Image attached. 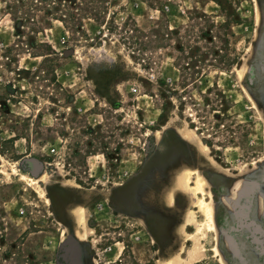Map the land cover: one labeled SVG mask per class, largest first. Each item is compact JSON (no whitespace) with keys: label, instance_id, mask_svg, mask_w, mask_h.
I'll return each instance as SVG.
<instances>
[{"label":"rangeland","instance_id":"rangeland-1","mask_svg":"<svg viewBox=\"0 0 264 264\" xmlns=\"http://www.w3.org/2000/svg\"><path fill=\"white\" fill-rule=\"evenodd\" d=\"M64 262L264 264V0H0V264Z\"/></svg>","mask_w":264,"mask_h":264},{"label":"bare ground","instance_id":"bare-ground-1","mask_svg":"<svg viewBox=\"0 0 264 264\" xmlns=\"http://www.w3.org/2000/svg\"><path fill=\"white\" fill-rule=\"evenodd\" d=\"M193 133V132H192ZM204 149L207 148V146H203ZM199 178L197 179V182L194 183V184H191V182H183L182 186L180 188L186 190L187 192L191 193L193 195V200H194V203L196 205V207H198L201 211H206L207 210V206H206V202L205 200L203 199V197L201 196H195L194 194H197L198 192H196V189L197 186H198V183H199ZM206 208V210H205ZM197 227L200 228V224L197 223L196 224Z\"/></svg>","mask_w":264,"mask_h":264},{"label":"water","instance_id":"water-1","mask_svg":"<svg viewBox=\"0 0 264 264\" xmlns=\"http://www.w3.org/2000/svg\"><path fill=\"white\" fill-rule=\"evenodd\" d=\"M65 252H66V253H65V255H64V256H65V257H66V259H67V258H69V251H68V250H66Z\"/></svg>","mask_w":264,"mask_h":264},{"label":"built area","instance_id":"built-area-1","mask_svg":"<svg viewBox=\"0 0 264 264\" xmlns=\"http://www.w3.org/2000/svg\"><path fill=\"white\" fill-rule=\"evenodd\" d=\"M132 90H133V91H135L136 89H135V88H133ZM21 212H23V211H21ZM109 248H110V247H108V249H109Z\"/></svg>","mask_w":264,"mask_h":264},{"label":"flooded vegetation","instance_id":"flooded-vegetation-1","mask_svg":"<svg viewBox=\"0 0 264 264\" xmlns=\"http://www.w3.org/2000/svg\"><path fill=\"white\" fill-rule=\"evenodd\" d=\"M64 264H66V263L64 262Z\"/></svg>","mask_w":264,"mask_h":264}]
</instances>
